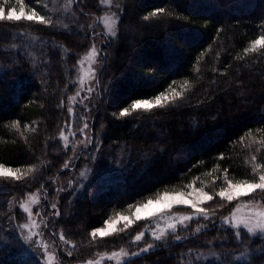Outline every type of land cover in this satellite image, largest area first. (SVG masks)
I'll return each mask as SVG.
<instances>
[{"label": "trees", "instance_id": "obj_1", "mask_svg": "<svg viewBox=\"0 0 264 264\" xmlns=\"http://www.w3.org/2000/svg\"><path fill=\"white\" fill-rule=\"evenodd\" d=\"M21 3L26 12L35 7L53 23L0 22V163L35 169L20 181L0 178V264H42L35 248L20 238L18 225L26 216L19 204L36 189L51 201L54 191L48 188L61 175L72 184L58 199L61 215L46 222L75 244L68 247L71 255L58 249L63 264L128 245L142 223L128 230L131 235L95 243L89 233L117 212L127 215L161 192L187 191L188 184L214 196L204 205L210 213L230 215L232 203L215 196L225 186L224 169L235 182L253 179L252 155L264 164V48L245 53L264 35V0H116L121 22L118 36L101 44L106 59L96 76L97 100L89 120L93 142L72 157L59 131L72 121L68 97L77 87L78 60L93 38L88 25L99 15L97 0H79L70 11H64L66 0H8L14 8ZM157 8L163 14L144 19ZM185 81L192 87L174 107L119 119L113 115L134 99L170 91V85L179 91ZM213 177L220 179L213 183ZM200 221L175 233L186 240L171 243L169 235L151 252L132 258V264H199L200 252L247 249V237L238 246L235 230L224 231L219 219L191 236ZM260 244L257 239L251 248ZM181 254H187L183 261Z\"/></svg>", "mask_w": 264, "mask_h": 264}, {"label": "snow or ice", "instance_id": "obj_2", "mask_svg": "<svg viewBox=\"0 0 264 264\" xmlns=\"http://www.w3.org/2000/svg\"><path fill=\"white\" fill-rule=\"evenodd\" d=\"M77 3H79V0H66L64 11H70L73 5ZM99 6L106 8V13L100 17H97L94 23L88 25V27L95 29L97 24L102 21L105 31L103 33H96L93 31V36L104 35L105 39L116 38L118 36L119 25L121 22V5L116 3V0H99ZM113 8H115L116 11H112ZM163 12V8H157L149 15H146L144 19L148 20L151 17H156L157 15L163 14ZM21 20L32 21L44 25H50L53 23L52 17L41 15L35 7H33L29 12H25V6L23 3H21L19 13H17L14 7H10L8 5V0H4L3 3H0V22H19ZM60 47H63V45ZM259 48H264V35L253 40L251 47L245 49V53H255ZM103 59H106V57H101L100 50L95 44H93L87 54L82 59L78 60V64L81 65L80 72L82 73L79 76L78 81L80 88L77 90L75 95L68 97L70 105H75L78 102L79 104L84 105L85 110H87V104L85 102L88 100L89 96H91L95 86L87 87V94L84 96H81V92L85 91L84 86L86 81L95 80V84H99V80L96 79L97 70L93 68L92 65L95 64L97 60H99L101 64L100 70L102 71ZM241 59L243 58L241 57ZM85 61L89 63V67L86 70L83 68ZM191 87L192 85H190L187 81L181 85V90L179 91L170 85V91L161 92L152 99H134L129 106L121 108L118 114L114 113L113 115L117 116L119 119L129 117L138 111L150 113L154 109H163L169 105L174 107L176 101L183 99L185 93L189 91ZM63 104L64 102L61 101V107ZM68 113L70 116L74 114V108L72 106L68 107ZM27 127L28 126L25 125V128ZM12 128L19 131V123L17 121H13ZM88 128L89 124L86 122L84 123L83 127L79 129V133L82 135L85 134V131ZM66 130L68 132L67 135L65 134ZM31 131H35V128H32ZM76 134L77 133L72 130L71 123L67 124L65 128L60 129L59 137L63 141L66 149L69 146V137L75 136ZM246 135L252 142H255L251 131H249V133ZM243 140L244 137H241V142H243ZM92 142L93 138L91 136H85V139L79 141L78 143L83 144L84 147L87 148V146ZM261 144L264 145V141H261ZM257 151H259V149ZM220 159H223V155H221ZM256 161L257 156L252 155L251 163L253 165V179L251 180L245 179L234 182L233 179L228 178V169L225 168L223 174L225 186L220 187L215 193V196L220 197L221 200H224L230 204L231 202L238 200L240 197L251 196L257 191L264 193V164L257 163ZM246 163H248V161H246ZM68 166L69 162L66 161L63 167L67 168ZM218 167L219 166L217 165V168ZM34 170V166H30L27 169L22 170L21 168L6 167L4 164L0 163V178L5 180L11 179L14 181H20L23 178L28 177ZM80 176L85 177V173L81 171ZM218 179L220 178L213 177L212 182L215 183ZM68 183L71 186L72 181L70 180ZM185 187L191 189V191L171 193L161 192L155 197V199L148 198L144 203L136 204L131 215H123L117 212L114 217H110L109 219H105L103 221L104 227L94 228L89 233L92 238V242L95 243L98 238L103 240L106 237L118 235L119 233L127 232L128 235H131L128 230L131 229L133 225L136 224V222L141 220H154L156 221L155 227L150 228L146 225L143 230L137 232L134 236H132L131 241H129L130 245H136L139 247V242L143 241L146 235H150L153 243L147 244L145 247L139 248V250L135 252H131L129 248L121 247L119 251H113L111 254L97 253L98 258L88 259L84 262V264H103L104 261H115L116 264H132V258L140 257L144 253L151 252L154 248L159 246L158 242L167 241L169 235L174 236V240L171 243H174L175 241L186 240L188 237L175 235V233L178 230H187V228L190 227L191 222L195 221L197 218H203L204 221L213 220L215 217V211L210 213L208 209L201 207V204L212 201L214 196L209 194V192L204 191L203 188H195L194 183L188 184ZM41 188H43V185H41ZM46 195L47 193L45 192V196ZM39 199L40 198L36 195V193H32L28 196L26 201L20 202L19 208L28 214L27 219L29 221L28 223L18 225L20 229H37L40 227V224H37L36 219L33 217V210L31 207L38 204ZM255 203L259 205L260 200L255 201ZM175 205H186L193 211L186 215H177L175 213L169 214ZM132 207V205H129V208ZM239 207L240 206L237 205V208L233 210L230 216L221 217L220 226L224 229V231H228L229 227L235 229L234 236L238 246L242 244L244 237H247L249 241L247 249L240 252L239 255L233 257V264H258V258L264 257V211L257 210L255 207H249V214L246 217H237L236 211L239 210ZM51 208L55 210V216L61 215L60 211L57 209L56 203H53ZM142 212L144 215H141ZM35 215L40 216L41 213L36 212ZM120 222H123V228L117 227ZM161 222H163V226H161ZM41 224L47 228L46 218H41ZM241 225L243 228H240ZM212 227H216V225L213 224ZM207 230H209V225L207 223L200 224L190 233V235L195 237ZM40 234L41 233L38 232H32L25 239L30 241L33 236ZM257 239L261 241V244L257 248L252 249L251 244L255 243ZM59 240L65 245H69L72 248L75 247V244L66 240L65 233L63 231L59 235ZM36 243L37 246L41 245V241L39 240ZM48 247L49 246L47 244H43L45 259L47 264H53V261L56 259V257L48 251ZM190 252L191 250H189L188 254H190ZM71 254V251H69L68 255ZM184 255L187 254H181V261H183ZM212 255L215 256L216 254L213 253ZM202 256V253L197 254L196 260L200 261ZM217 264H221L219 258L217 259ZM259 264H264V261H259Z\"/></svg>", "mask_w": 264, "mask_h": 264}, {"label": "rangeland", "instance_id": "obj_3", "mask_svg": "<svg viewBox=\"0 0 264 264\" xmlns=\"http://www.w3.org/2000/svg\"><path fill=\"white\" fill-rule=\"evenodd\" d=\"M57 1L58 0H56V2ZM96 5L98 7L97 11L99 12V15L97 17H100V16L104 15L106 13L107 9L104 8V7H100L99 6V0H97V4ZM19 9L20 8H15L17 13H19ZM112 11H114V8L112 9ZM58 16H60V15L58 14ZM91 17L92 18H91L90 22H91V24H93L94 21L96 20V17H93V16H91ZM93 31H95L96 33H103L105 31L103 22L102 21L99 22L97 24V26L95 27V29H93ZM104 40H105V36L104 35L93 36L91 44L89 45L88 49L85 52L82 53L80 59H82L87 54V52L90 50V47L93 44H95L96 47L100 50V55L102 57V55H103V53H102L103 49L102 48L103 47L101 46V44H102V42H104ZM77 66H78V68H77V77H76L77 78L76 79L77 87L75 89V92L71 96L75 95L77 90L80 88V85H79L78 81H79V76L82 74L80 72L81 65L78 64ZM88 67H89V63L87 61H85L84 64H83V68L86 70V69H88ZM92 67L97 70V75L96 76H98V72H99V69L101 67L100 61L97 60L96 63L92 65ZM96 79H97V77H96ZM91 86H95V87H94V91L92 92L91 96H89L88 100L85 102L87 104V110H85L84 105H81L78 102L75 105H70L69 104V106H72L74 108V114L71 115L72 116L71 117V119H72V121H71L72 130L77 133L75 136H70L69 137L68 149H70V151H71L70 157H72L76 153L80 152V150L84 151L85 149H88V147H89V145H88L87 148H85L83 144H80L78 142L84 140L85 136H91L89 128L85 131V134L82 135V134L79 133V129L83 127L84 123L87 122L89 124V120L91 119V115H92L91 113H92L93 107L96 104L95 100H97L96 99V97H97V89H95L96 88L95 80L86 81L85 86H84L85 87V91L81 92V96L86 95L87 94V92H86L87 87H91ZM67 103H69V101ZM66 125L63 126V127L65 128ZM65 134L66 135L68 134L67 130L65 131ZM61 144L64 146V143H63L62 140H61ZM67 185H68V176L61 175V177L56 179V181H54L52 183V186H50L48 188V189H50V191H54V197H53V199H51V201L46 202L47 199H48V195L45 196V191H43L41 189H36V190L28 193L26 195V197L22 201H20V202L26 201L28 196L30 194H32V193H36V195L40 198L38 204L31 206L32 210H33V217L36 219L37 224H40V227L37 228V229H31V228L21 229V231H20L21 237L20 238H21L23 243L27 244V246L30 245V247L33 246V249L35 248V250L37 252V255L39 256V259H40L39 262H41L42 264H47V261L45 259V251H44V248H43V244H47L49 246L48 247V251L51 252L56 257V259L53 261V264H63L62 261L59 260L58 249H60V252L62 254H64V255H68V252H69V248L68 247H70V246L69 245H65L63 242H61L59 240V235L60 234L58 235L53 227L48 229V227L45 228L43 226V224H41V218H46L47 219L48 216L56 217V218L58 217V216L54 215V211L55 210L51 208V205L53 203H56L57 209H58V204H59L58 203L59 202L58 199H59L60 195L62 194V192L65 190V187ZM195 188H198V187H195ZM189 191H191V189H188L187 191H184V192H189ZM155 197L153 199H155ZM257 200H260V204L259 205H257L255 203V201H257ZM46 203H48V204H46ZM231 203L233 205V210L237 208V205L240 206L239 210L236 211L237 217H246L249 214V207H255L257 210L264 211V193H261V192L257 191L256 193L252 194L251 196L240 197L238 200H235V201H233ZM205 204L206 203L201 204V207H204ZM233 210H232V212H233ZM133 211H134V208H133ZM192 211L193 210L191 208H189L188 206H186V205H175L173 207L171 213H169V214L175 213L177 215H186V214H190ZM36 212H40L41 215L40 216H36L35 215ZM232 212H231V214H232ZM131 213H129L127 215H131ZM24 215L26 216V222H24V223H28L29 222L28 219H27L28 214L24 212ZM123 215H126V214H123ZM141 215H144V213L142 212ZM230 215H227V216H230ZM221 217H224V216L218 217L217 214H215V217L213 218V220H215V221L217 219L220 220ZM198 219H201V221H200L201 223H199V225L200 224H204V223H207L209 225L213 221V220H209V221H206V222L202 223V221H204L203 218H197L196 220H198ZM155 222L156 221H154V220L153 221L141 220V221L136 222V225L138 226L139 223H142V225H141L142 227L140 226L141 229H139V231H141V230H143L145 228L146 225L148 227H150V228L155 227ZM191 224H192V222H191ZM191 224H190V227L192 226ZM161 226H163V222H161ZM117 227L118 228H123V222H120L117 225ZM240 228H243V226L241 225ZM180 231L181 230H178L177 232H180ZM32 232H38V233H41V234L33 236L30 241L25 239ZM131 239H130V241H131ZM38 240L41 241V245L40 246H37L36 242ZM152 242H153V240H152L151 236L150 235H146L144 237L143 241L139 242V247H137L136 245H130V244H128L126 246H123V247L129 248V250L131 252H135V251H138L139 248H143L147 244H151ZM120 248L114 249V250L112 249L111 251H101V252H98V253L99 254H105V253L106 254H111L113 251H119ZM234 252L231 251V250H220V251L209 250V251L200 252V253H197V254H201L202 253L203 256L201 257V260L198 261V263L199 264H201V263H209L210 264V262H214V261L217 262V259L219 258L222 264H233V257H235V256L240 254L238 252H235V253ZM213 253H215L216 255L213 256L212 255ZM96 258H98L97 253L92 258H89V259H96ZM75 264H84V262H79V263H75ZM103 264H116V262L115 261H111V262L104 261Z\"/></svg>", "mask_w": 264, "mask_h": 264}]
</instances>
